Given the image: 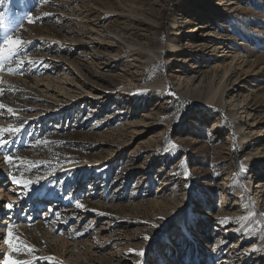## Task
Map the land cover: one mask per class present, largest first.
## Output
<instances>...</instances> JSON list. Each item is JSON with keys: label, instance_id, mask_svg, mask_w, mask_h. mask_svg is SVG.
I'll use <instances>...</instances> for the list:
<instances>
[{"label": "rangeland", "instance_id": "374dc122", "mask_svg": "<svg viewBox=\"0 0 264 264\" xmlns=\"http://www.w3.org/2000/svg\"><path fill=\"white\" fill-rule=\"evenodd\" d=\"M219 13L224 54L245 56L227 81L241 96L227 91L223 108L174 88L186 68L213 58L197 42L218 33ZM114 33L141 43L140 53ZM6 35L26 41L21 58L32 61L0 69V128H20L0 150V234L13 225L36 249L14 258L264 264V177L255 176L264 175V0H0V41ZM13 176L41 179L24 188Z\"/></svg>", "mask_w": 264, "mask_h": 264}, {"label": "bare ground", "instance_id": "6f19581e", "mask_svg": "<svg viewBox=\"0 0 264 264\" xmlns=\"http://www.w3.org/2000/svg\"><path fill=\"white\" fill-rule=\"evenodd\" d=\"M234 2H228V4H234ZM237 5V3H235ZM120 6V4H117ZM211 11V10H210ZM212 13V12H210ZM223 16L219 13L216 15L217 21L221 20L218 24L216 30L218 33L214 35H210V41H205L202 40L201 42H197L198 46L200 47V51L202 52H210L211 56L213 57L212 59H206L205 64L203 65H197L195 68L190 69L186 68V72L184 71V74L182 76H179L178 82L174 84V88L183 96H188L193 100L196 101H207L209 103H212L218 107H224L225 102L223 101V96L227 91L232 90L233 93H235L238 96H241V90H242V85L239 84H234L236 82V79L233 81L234 85L231 86V88H228L227 81L230 80L231 78L236 77V73L239 71V69L242 67L243 63L245 62V56L243 55L242 52L240 51H235V50H230L229 55L224 54L223 47L221 46L223 44L224 37L223 34L225 30L221 26V22L223 20ZM144 22V21H142ZM146 22V21H145ZM218 23V22H217ZM194 32L197 31V34L201 31V29L206 28V25L203 23L200 25H194L193 27ZM102 33V32H101ZM102 38V37H101ZM112 39L115 40V42H118L119 45L131 48V50H136L137 53L139 54L140 50H142V45H136L134 44L131 40H128V38L119 33H114L112 36ZM200 45V46H199ZM135 47V48H134ZM134 48V49H133ZM145 48V47H144ZM143 48V49H144ZM223 52L220 55L218 52ZM173 53L172 51H168L167 54ZM217 53V54H216ZM228 56V57H225ZM217 57L221 58H228L229 61L225 64H221L217 61ZM151 59V57H150ZM212 61V65L209 66L208 62ZM218 83V88L211 92V91H204L201 86H203V83H208L209 88H212V85L215 83ZM163 88H167V84L162 85ZM155 88V87H154ZM193 88V91L191 89ZM228 88V89H227ZM209 90V89H208ZM217 96V97H216ZM243 101L247 100V96L242 97ZM229 115L233 117L235 120L238 119V116L235 115L234 112H230ZM256 178H262L264 175H259L258 173L255 174ZM164 181V180H163ZM162 181V182H163ZM165 182V181H164ZM10 184V183H8ZM13 184L15 185L16 183L13 181ZM163 184V183H162ZM17 189V188H16ZM5 194L3 191L0 190V209L3 208L2 206V200H7L4 199ZM163 216L165 218H168L170 216L169 213H164ZM225 232V231H224ZM5 249V246L3 247ZM254 248V244L248 246L247 250H252ZM246 254V253H245ZM248 255H244L243 258H248ZM229 258V256H223L222 259L223 262L226 261ZM228 261V260H227ZM222 262V261H221ZM232 262V260H231ZM240 263V262H239ZM0 264H2L0 262Z\"/></svg>", "mask_w": 264, "mask_h": 264}, {"label": "snow or ice", "instance_id": "6c2138e0", "mask_svg": "<svg viewBox=\"0 0 264 264\" xmlns=\"http://www.w3.org/2000/svg\"><path fill=\"white\" fill-rule=\"evenodd\" d=\"M43 2L47 3L48 0H43ZM44 15H52V13H45ZM29 22H34L32 17H29ZM27 43L26 41H23L21 38L13 35H6L2 41H0V69H3L5 67L6 61H11L15 59V67L14 68H8V71H19L21 70L25 63H32V61H26L25 59H22L23 53L21 49L23 48L24 44ZM0 92H3V89L0 88ZM172 95H176L175 93H171ZM4 105L0 104V109H3ZM8 112L11 113L12 109L9 108ZM199 117H194V119H198ZM20 131V128L15 127H8V128H0V150H6L10 151V149L7 148L9 144H12L13 141L10 139L5 138V134L15 136ZM168 142L166 138V143ZM179 146L175 143L171 144V149H178ZM170 149V150H171ZM5 162L8 164H14V158L11 155H5ZM17 168L22 167V165H15ZM183 167V165H181ZM185 177L190 176L189 171L184 172ZM41 178H37L35 181L32 180H25L23 178L17 179L15 176H13V181L21 185L24 188H29L30 185L34 183H38ZM75 203L83 207V205L80 204V201L77 200ZM9 209L13 207L12 203H9L7 205ZM161 219H163L161 217ZM236 218H229L224 217L219 222L221 224H228L232 220ZM154 227H159L158 225H153ZM6 232L4 234H0V238H3L4 243L7 245L9 251L7 253H0V255L3 256V264H32L31 261L21 260L14 258L13 253L16 254H32L36 251V249L29 245L26 241H23L21 238L15 235L14 233V226L13 225H7ZM145 239H149L147 235L144 237ZM255 250V249H253ZM132 251V250H129ZM143 251L141 250L138 255H143ZM35 259H40L39 257H36ZM45 260H51L52 257H44Z\"/></svg>", "mask_w": 264, "mask_h": 264}]
</instances>
